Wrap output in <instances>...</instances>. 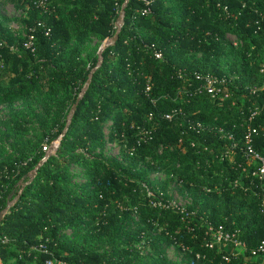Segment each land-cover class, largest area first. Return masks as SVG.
<instances>
[{"label":"trees","instance_id":"16d2710c","mask_svg":"<svg viewBox=\"0 0 264 264\" xmlns=\"http://www.w3.org/2000/svg\"><path fill=\"white\" fill-rule=\"evenodd\" d=\"M7 1L25 9V37L16 52L0 45V104L22 105L0 119V264L264 260L250 253L264 240V175L243 154L249 127L264 159V91L251 92L264 81V0ZM116 33L100 57L82 56L90 37ZM196 75L223 81L219 91ZM173 181L189 204L152 207ZM205 223L236 232L244 250L223 263L230 248H205ZM169 246L183 263L166 259Z\"/></svg>","mask_w":264,"mask_h":264},{"label":"rangeland","instance_id":"374dc122","mask_svg":"<svg viewBox=\"0 0 264 264\" xmlns=\"http://www.w3.org/2000/svg\"><path fill=\"white\" fill-rule=\"evenodd\" d=\"M25 9H16L11 3H9L7 0H0V45L5 46L8 48L11 52H16L17 45L20 40H22L25 37V32L19 23V20L22 18L24 14ZM120 18V16H119ZM117 21L114 22L113 27L117 28L118 25ZM9 35L14 44H7L6 41L3 39V35ZM110 40L106 39L102 42L97 41L95 38L90 37L85 46L83 47V53L82 56L84 57L86 54L93 53L94 55L98 56V52L106 45L110 44ZM34 101H32L33 103ZM35 106L34 104L32 107ZM22 105L19 101L10 103V104H0V119H3L7 116L8 112L10 111H16L21 110ZM34 128V127H33ZM4 128L0 126V131H3ZM33 129L31 130V132ZM57 141V140H56ZM54 142V141H53ZM49 147L48 155H52L56 148L53 147L52 142L49 145H46ZM2 151H8V142L4 139L0 138V153ZM47 155V156H48ZM103 155L106 158L110 159H118V147L114 144H106L105 148L103 150ZM75 173L78 172L76 168L73 170ZM148 181H156L158 183L162 182L163 178L161 175L158 174H149L147 176ZM73 182L77 185L83 184V180L80 177H76L73 179ZM153 195H157L159 201L161 203H165L170 207L173 208H179L184 209L186 205L189 204V198L181 194L179 191V188L177 184L173 181L169 184L168 190L166 192L167 200L162 199V194L159 192V190L152 191ZM63 235L67 236L68 238L71 236L70 232L63 231ZM94 243V242H92ZM95 247H97V244H94ZM98 251L101 250V248H97ZM165 257L169 262L172 263H183L184 257L176 251V249L173 246L165 247L164 248ZM140 255L144 258H148L149 254L146 250H141ZM261 261L264 260L260 259ZM147 263L146 260L142 261V264ZM260 264V261H259Z\"/></svg>","mask_w":264,"mask_h":264},{"label":"built area","instance_id":"2783aa9c","mask_svg":"<svg viewBox=\"0 0 264 264\" xmlns=\"http://www.w3.org/2000/svg\"><path fill=\"white\" fill-rule=\"evenodd\" d=\"M146 5H147V3H146ZM143 12H145V11H143ZM119 16L122 19L121 12H119L117 18H119ZM116 21H117V19H116ZM117 22L120 23V20H118ZM120 24L118 25L117 28L113 27V31H117L118 28L120 27ZM31 40H32V38L29 36L27 38V41L25 43H23L22 46L24 49L30 48ZM155 58L159 59L160 55L156 54ZM195 79L198 81L204 82V90L208 94L218 92L219 90L214 88V85L222 84V82H223V81H218L217 79H215L214 77L209 76V75H206L203 77L196 75ZM258 90L264 91V81L259 86L251 88L252 93L257 92ZM263 107H264V103L262 105V108ZM256 114H257V112H253L250 115L249 120L252 119ZM165 118H168V116H166ZM253 134H255V131L248 127L246 130V133L244 135L245 149L243 151V154L248 160L257 161L259 163V166H258L256 172L254 173V175H256L258 177V179H261L262 176L264 175V159H262L257 154H255L250 147L251 136ZM52 144H53V147L56 148L58 146V140L57 141L55 140L54 142H52ZM48 150H49L48 146L44 145L42 147V151L44 152L45 156L48 155L47 154ZM147 194L150 195V191H148ZM151 206L152 207H163V205L161 204L160 201L159 202H152ZM167 207H170V206L167 205ZM261 207L264 209V191L262 192V195H261ZM170 208H173V207H170ZM174 209H178L180 211L183 210V209H179V208H174ZM204 227H205V230H204L203 234H204V240H205V248H207L208 250H212L215 246L224 247L226 249L230 248L229 255H225V256L221 257L223 263L229 262V258H228L229 256H232L234 254H239L240 251L244 250V245L242 243H240V241H238V239L236 237V232H230V231L224 230L221 226L215 227V226H212L208 223H205ZM263 252H264V240L261 241L260 244L255 249L251 250L250 253H251V255H257V254H261ZM197 258H198V255H195V259H197ZM45 264H64V263L55 262V261H46Z\"/></svg>","mask_w":264,"mask_h":264},{"label":"water","instance_id":"95a60500","mask_svg":"<svg viewBox=\"0 0 264 264\" xmlns=\"http://www.w3.org/2000/svg\"><path fill=\"white\" fill-rule=\"evenodd\" d=\"M118 20H120V23L122 24V20H121V18H117V21ZM121 24H120V26H121ZM116 38H117V33L110 39V44H113L114 42H115V40H116ZM106 46H108V45H106ZM106 46H104L103 48H105ZM103 48L98 52V56L100 57V53L102 52V50H103ZM88 84V81H87V83H86V85ZM78 99H79V97H78ZM78 99L75 101V103H74V105L72 106V108H71V112L74 110V108H75V106H76V104H77V101H78ZM33 175V173H31V176ZM2 215H3V213H0V220H1V218H2Z\"/></svg>","mask_w":264,"mask_h":264},{"label":"crops","instance_id":"0c3cea01","mask_svg":"<svg viewBox=\"0 0 264 264\" xmlns=\"http://www.w3.org/2000/svg\"><path fill=\"white\" fill-rule=\"evenodd\" d=\"M260 264H264L263 261L260 260Z\"/></svg>","mask_w":264,"mask_h":264}]
</instances>
